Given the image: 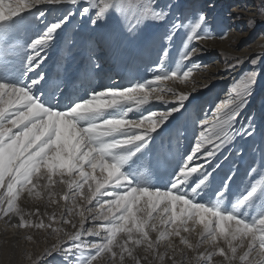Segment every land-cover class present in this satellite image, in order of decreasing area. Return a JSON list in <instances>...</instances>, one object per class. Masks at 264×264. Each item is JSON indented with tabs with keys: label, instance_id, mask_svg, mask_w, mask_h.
<instances>
[{
	"label": "rangeland",
	"instance_id": "374dc122",
	"mask_svg": "<svg viewBox=\"0 0 264 264\" xmlns=\"http://www.w3.org/2000/svg\"><path fill=\"white\" fill-rule=\"evenodd\" d=\"M96 3H99V0H96ZM157 4L161 8H168L171 5L165 20L157 22L146 19L140 25L138 36L135 39L120 35L117 38V46L122 55L118 62L106 58V53L101 48L99 55L104 58L102 71L98 70L95 75L81 78H77L74 71L61 85V91L52 92L51 95L61 104L82 102L83 99L88 98L89 92L93 89L102 91L105 87H129L137 82L152 80V73L148 69L154 65H160L165 72L171 73L177 69L181 50L185 48V41L190 31L187 25H194L198 12H204L207 23L201 29H197L200 37L189 42L188 46V50L196 49L191 63L196 64L197 67L186 81L171 79L153 84V87L170 88L177 93L188 92L191 95L177 112L172 113L165 123L151 134V139L145 148L136 153L135 158L126 162L122 166V171L125 174L131 171V179L140 186H147L150 190H168L177 165L180 163V156L186 155L194 145L195 125L189 113L195 115L197 119L203 118L205 111L210 116L209 110L215 107L219 99L225 97L229 91V85L234 80L246 85L241 75L254 68L248 59L242 64L237 78H233L237 75L235 74L232 77L234 80L231 78L218 80L220 74H215L213 67L222 68L224 65L234 64L236 58L244 59L246 56L257 58L259 56L260 61L255 66V70L258 71L255 83L241 88L242 93H250L244 99L243 106H237L239 104L237 102L226 109L229 114L232 110L238 113L235 127H239L242 123L246 129H252V134H234L231 140L221 146L220 151L209 161L214 167L210 169L209 180L203 185L199 184L202 177L194 173L189 174L188 179L184 181L189 192L195 191L199 186L196 194L197 202L212 203L225 214H234L245 222L254 223L258 217L264 215V0H157ZM84 6L87 4L81 5V7ZM58 7V5L49 6V11L45 13L47 17L45 23L36 21L34 14L25 13V16L30 17L29 32L32 36L38 35L43 31L45 24L55 18L56 13L52 9ZM97 10L92 9L89 17L81 18L77 13L70 18L67 27L59 37H56L57 47L48 49L47 71L51 70L58 55L62 54L59 52L60 46L67 47L63 42L66 33H68L67 44L69 45L72 43L73 34L77 39L82 35L86 37L96 34V30L91 29L90 16L95 15ZM117 19V14L113 12L112 20L99 32L101 34L112 32ZM174 19H179L181 25H186V27H178L172 33L171 39L165 40ZM250 20L254 23L250 24ZM100 23L103 24V21ZM57 31L60 32L59 29ZM206 32L209 35L205 36ZM165 48L167 52H164ZM231 53L235 56L230 59ZM207 54H212L209 60H206L208 59ZM74 55V69L83 67L84 55L80 52ZM161 55H163L162 61ZM190 66L188 61L179 64L182 70H187ZM108 68L112 70L106 73ZM209 69L213 71L212 74L209 73ZM180 74L182 75V71ZM205 75L212 76L207 78ZM221 77L223 79L225 75ZM25 79L27 77L23 75L19 59L7 69L0 67V80L22 83ZM204 85L208 86L205 88ZM33 93L42 97L44 95L36 89H33ZM156 94L163 95L169 101L175 99L169 92L152 93L153 96ZM2 107L3 102H0V108ZM120 107L126 108L127 105ZM167 110H169V105L153 99L149 104L139 105L133 111L128 112L127 119L139 120L142 114L147 115L150 111L159 113ZM12 126L15 127V125ZM60 126L63 133L60 143L52 154L45 157L42 164L34 159L38 153H33V156L28 158L30 163L21 161V156L27 151L24 146L26 137L22 133H17V136L13 138L15 143L9 141L5 145L3 137L7 135L8 130L0 127V187H3L6 178L11 177L8 189L10 194L14 191L16 182L24 176L35 177L36 184L32 185V190L22 191L17 201V211L22 212L26 219L33 222L42 220L46 225L39 229L19 228L15 226L19 224V216L14 214L0 216V264H68V261L60 254L49 256L46 253L50 252L58 242L64 247L68 246V236L79 229L83 218H87L85 223L88 227H91L93 231H99L100 222H93L91 219H107L110 215L109 209L104 207L109 203L107 201H101L103 204L90 209L87 207L92 191L111 180L115 175V170L107 162L91 171L89 177L91 183L83 187L74 203L63 199L65 192L68 191L66 183L76 179L71 176L75 145L73 143L74 132L70 131L67 124ZM230 126L231 122L224 125L225 128L231 130ZM177 129L180 133L178 146L174 143L176 139L174 131ZM162 144L169 145L173 150L166 158L158 159L156 153ZM225 180H228L226 185ZM30 184H32L31 179L27 181L25 189ZM251 189H255L251 196L242 199ZM162 198L172 204L174 217L178 219L185 214L183 203L180 206V212L175 211L176 202L183 201L182 197L167 193L162 194ZM141 200L146 201L147 207H151L153 203L152 195L146 191L138 193L135 201H129L125 194L124 199L112 202L114 208L123 207L125 202L129 205L127 219L121 221L116 228L118 233L115 241L116 250L119 251V245L132 238L140 240V243L132 249L133 257L138 259L140 264H193V257L198 253L213 251L214 247L218 246L226 248L231 242L230 229L235 231L239 225L242 231L250 230L235 217L229 218L193 205L192 208L196 209L194 218H189L185 224L178 226L175 230L169 229L170 234L155 244L161 225L155 218L149 219L146 209L144 211L133 210V204ZM68 209H70L69 213ZM214 216L216 217V234L213 238L202 240L199 233L202 227L211 224ZM181 237L195 247L189 248L181 242ZM89 239L95 242L98 238ZM235 243L239 246L241 242L236 239ZM153 244L155 248H150L149 246ZM84 251L86 250L81 249L77 253L81 261L84 257L80 253ZM152 251L156 252L155 257ZM239 251L241 249H238ZM159 256L164 257L163 261L158 259ZM133 257L125 254L123 264H135ZM94 264H113V260L105 254L101 255ZM116 264H119L118 257ZM209 264H226V261L224 257L216 255Z\"/></svg>",
	"mask_w": 264,
	"mask_h": 264
},
{
	"label": "snow or ice",
	"instance_id": "6c2138e0",
	"mask_svg": "<svg viewBox=\"0 0 264 264\" xmlns=\"http://www.w3.org/2000/svg\"><path fill=\"white\" fill-rule=\"evenodd\" d=\"M82 4H87V6L81 7ZM54 5L59 6L52 9L56 13L55 18L46 23L43 31L38 35L32 36L29 32L30 17L25 16V13L34 14L36 21L45 23L47 19L45 13L49 11V6ZM0 6H2L0 7V11H2V15H0V67L7 69L15 60L19 59L23 75L27 77L22 83L0 80V102H3V107L0 108V127L8 130L7 135L3 137V143L5 145L9 141L15 143L13 138L17 136V133H22L26 137L24 146L27 151L24 152L20 160L30 163L28 158L32 157L33 153H38L34 159L42 164L45 157L52 154L60 143V137L63 134L60 125L67 124L70 131L74 132L75 151L72 156L74 166L71 169V176L76 179L66 183L68 191L65 192L63 199L71 200L73 203L83 187L91 183L89 179L91 171L98 169L104 162H107L111 167L114 166L115 170V175L111 180L92 191L90 202L87 204L90 209L103 204L101 201L109 202L104 205L110 211L107 219H91L93 222H100L98 224L99 231H93L91 227H88L85 223L87 218H83L79 229L68 236V246L64 247L58 242L50 252L46 253L47 255L60 254L68 261V264H94L101 255L107 254L112 258L113 264H116L117 257L119 264H123L125 254L133 257L132 249L140 243V240L132 238L130 241L120 244L119 251L116 250L115 241L118 238L116 228L121 221L127 219L129 205L125 202L123 207L114 208L112 202L124 199L125 194L129 201H135L136 195L146 190L148 194L152 195V206L147 207L146 201L141 200L133 204V210L146 209L149 219L155 218L161 225L156 235L155 244L170 234L169 229L175 230L178 226L185 224L189 218H194L196 209L192 206L197 205L229 218L235 217L250 230L242 231L241 226L238 225L235 231H231V242L226 248L218 246L214 247L213 251L198 253L193 257V264H209L213 256L216 255L224 257L226 264H264V215L258 217L254 223L245 222L234 214H225L212 203L197 202L196 194L199 191V186L195 191L189 192L184 183L189 174L194 173L202 177L199 184L203 185L205 181L209 180L210 169L214 167L209 161L220 151L221 146L231 140L234 134H252V129H246L242 123L239 127H235L238 113L232 110L229 114L226 109L237 102H239V107L243 106L244 99L250 93H242L241 88L255 83V78L258 76L255 66L260 61L259 56L247 58L250 59L254 68L241 75L242 81L246 82V85L234 80L229 85V91L225 97L219 99L215 103V107L209 110L210 116L205 111L203 118L197 119L195 115L189 113L195 125L194 145L186 155L180 156V163L177 165L170 188L168 190H150L147 186H140L132 180L131 171L125 174L122 171V166L145 148L151 139V134L163 125L172 113L177 112L191 95L188 92L177 93L170 88L153 87V84L171 79L186 81L197 67L196 64L191 63L196 49L188 50V46L189 42L200 37L197 29H201L207 23L205 13L198 12L195 24L187 25L190 27V31L185 41V48L181 50L177 69L171 73L165 72L160 65H154L148 69L152 73V80L137 82L129 87H105L102 88V91L93 89L89 92L88 98L83 99L82 102L61 104L54 100L51 93H59L66 78L70 77L74 71L77 78H81L95 75L98 70H101L104 59L99 55L101 48L106 53V58L118 62L122 53L117 46V38L124 35L129 39H135L138 36L140 25L146 19L157 22L165 20L171 5L168 8H161L157 4V0H99V3H96V0H0ZM92 9H98L95 11V15L90 16L91 29L96 30V34L86 37L82 35L79 39L73 34L72 43L69 45L67 44L68 33H66L63 42L67 47L60 46L59 52L62 54L58 55L54 66L50 71H47V52L49 48L57 47L56 37L61 35L71 17L77 13L81 18L89 17ZM113 12L118 17L114 30L109 34H101L99 30L109 24ZM101 21L103 24L100 23ZM249 23L252 24L254 21L250 20ZM181 26L186 27V25H181L179 19H174L165 40L171 39L172 33ZM58 29L60 32L57 31ZM204 35L207 36L209 33L206 32ZM77 52L84 55L85 63L83 67L74 69V54ZM164 52H167L166 48ZM162 60L163 55H161ZM184 61L191 64L187 70H182L179 67V64ZM243 63H245L244 59L236 58L235 63L226 66L225 70H234ZM207 86L204 85L205 88ZM33 89L43 93V97L35 95ZM153 92H169L175 99L169 101L161 94L153 96ZM153 99L169 105V110L159 113L150 111L147 115L142 114L139 120L127 119L128 112L133 111L139 105L149 104ZM124 104L127 107L121 108L120 106ZM229 122H231V130L224 127ZM174 132L176 134L174 143L178 146L180 133L178 129ZM172 150L173 148L169 145H160L156 153L157 158H166ZM206 165L207 167H205ZM11 179V177L6 178L3 187H0V216L10 214L19 216V224L15 225L19 228L46 227L42 220L33 222L26 219L22 212L17 211V201L22 191H31L32 185L36 184V178L31 175L24 176L16 182L14 191L9 194ZM29 179L32 180V184L25 189ZM224 183L226 185L228 180H225ZM252 191L255 189L247 192L242 199L251 196ZM167 193L183 198V201L178 200L175 205L177 213L180 212L182 203L185 206V214L178 219L172 215V204L162 198V194ZM69 212L70 209H68ZM214 234H216L215 216L209 226L202 227L199 235L203 240L213 238ZM91 237L98 239L93 242L89 239ZM236 239L241 242L239 246L235 243ZM181 242L189 248L195 247L188 244L183 237H181ZM155 244L149 247L155 248ZM81 249L86 250L80 253L84 257L83 261L77 257V253ZM238 249L241 251L238 252ZM152 254L154 257L157 255L155 251H152ZM133 259L135 264H140L138 259L135 257ZM158 259L163 261L164 257L159 256Z\"/></svg>",
	"mask_w": 264,
	"mask_h": 264
},
{
	"label": "bare ground",
	"instance_id": "6f19581e",
	"mask_svg": "<svg viewBox=\"0 0 264 264\" xmlns=\"http://www.w3.org/2000/svg\"><path fill=\"white\" fill-rule=\"evenodd\" d=\"M212 7V6H211ZM231 56H230V59L233 57V56H235V54H233V53H231L230 54ZM212 56V54L211 55H206V57L208 58V59H206V60H209L210 59V57ZM251 56H246L245 58H244V60H245V62L248 60L247 58H250ZM228 65H232V63H230V64H228ZM228 65H226V66H228ZM226 66L224 65L222 68L221 67H218V68H215V67H213L214 69H215V74H217V73H219L220 74V76L217 78L218 80H229L230 78L232 79V80H234L235 78H237L238 77V75H239V72H240V70H241V67H242V65H240L239 67H238V69L237 70H235V71H232V70H228V71H226L225 70V68H226ZM108 67V66H107ZM112 69L111 68H108L105 72L106 73H109L110 71H111ZM102 71V70H101ZM212 70H210L209 69V73H211L212 74ZM98 73V72H97ZM208 73V74H209ZM227 73V74H226ZM235 74H237L236 76H234L233 77V75H235ZM103 75V74H102ZM221 75L222 76H224L225 75V78H223L222 79V77H221ZM212 75H205V77H207V78H210ZM234 79H233V78ZM238 106V105H237ZM254 106V105H253ZM218 153V152H217ZM216 153V154H217ZM215 154V155H216Z\"/></svg>",
	"mask_w": 264,
	"mask_h": 264
},
{
	"label": "clouds",
	"instance_id": "9594fccd",
	"mask_svg": "<svg viewBox=\"0 0 264 264\" xmlns=\"http://www.w3.org/2000/svg\"><path fill=\"white\" fill-rule=\"evenodd\" d=\"M23 115V114H22ZM25 132H27V130H25ZM112 169H114V166H112L111 167ZM131 191V190H130ZM146 191V190H145ZM150 206H152V205H150ZM139 211H144V209H139ZM230 231H232L231 229H230Z\"/></svg>",
	"mask_w": 264,
	"mask_h": 264
}]
</instances>
